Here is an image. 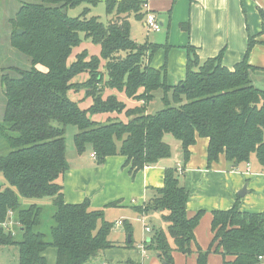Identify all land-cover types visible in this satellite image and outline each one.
I'll return each instance as SVG.
<instances>
[{
    "label": "trees",
    "instance_id": "obj_1",
    "mask_svg": "<svg viewBox=\"0 0 264 264\" xmlns=\"http://www.w3.org/2000/svg\"><path fill=\"white\" fill-rule=\"evenodd\" d=\"M99 1L25 0L10 19L9 45L30 62L28 69L10 67L16 76L1 75L5 103L0 122V174L8 186L0 187V246L17 247V264H47L43 253L48 247L56 249L55 264H84L114 247L108 238L113 223L105 219L104 209H91L88 199L75 204L63 199L62 179L69 168L64 133L69 124L77 128L73 135L77 153L90 148L97 164L108 156L121 155L122 166L132 176L171 156L166 134L180 143L182 167L189 159L190 146L197 137H204L208 139V167L223 154L232 165L255 156L264 169V90L249 78L253 37H248L245 53L232 69L223 65L222 50L200 61L188 44L185 76L169 85L166 61L155 68L151 59L158 49L166 53L170 46L139 43L130 36L129 17L144 18L143 1L103 0L106 14L113 15L107 24L96 17L86 18L89 7ZM80 4L88 7L80 16L69 17L67 9ZM259 15L264 31V12L259 10ZM180 26L189 30L188 23ZM18 29L22 32L17 33ZM81 34L99 45V55L82 50L68 64L73 49L83 40ZM82 73L87 74L84 81H73ZM81 89L92 101L83 109L67 96L69 90ZM106 89L142 103L127 108L116 95L104 96ZM157 89L163 92L165 107L149 114L146 107ZM103 113H123L127 120L91 118ZM179 174L177 167H166L162 186L136 207L142 214L161 212L166 223L165 230L151 228L143 247L155 251L165 264H173V251L190 254L193 243L195 264H207L211 252L221 255L222 264H258V256L264 255V212L240 211L237 202L229 209L212 211V238L202 249L195 243L194 229L203 211L187 216L189 193L180 185ZM19 196L52 197L49 240L37 230L42 208L36 204L22 208ZM9 212L19 226V240L3 226ZM127 264L142 263L128 260Z\"/></svg>",
    "mask_w": 264,
    "mask_h": 264
},
{
    "label": "crops",
    "instance_id": "obj_2",
    "mask_svg": "<svg viewBox=\"0 0 264 264\" xmlns=\"http://www.w3.org/2000/svg\"><path fill=\"white\" fill-rule=\"evenodd\" d=\"M142 1L147 5L146 8H142V11L153 12L161 29L159 32H147L144 18L131 21V16L129 17L130 36L139 43L145 36V41L157 44L167 43L170 46L166 53L163 48L158 49L151 59V66L155 68L162 66L166 61V80L169 85L177 84L185 76L187 59L185 47L188 44L195 49L200 61L213 57L222 50L223 65L232 69L242 59L248 37L252 36L255 44L248 57V62L253 67L249 70V78L256 88L264 90V31L259 15V10L264 12V0ZM181 23H188L189 30L183 29L180 26ZM109 94L116 95L127 108H133L142 103V101L127 98L124 93L113 89L104 91V96ZM91 102L89 99L86 107ZM115 115V113H103L91 118L98 122H103L108 117L127 120L124 114L121 118ZM207 144V138L197 137L195 143L189 148V159L183 167L180 152L175 156L171 154L169 158L161 159L154 165L144 167L134 176L128 172V167L122 166L124 157L121 155L108 156L103 163L97 164L91 157L90 148L83 153L75 151L76 155H66L69 168L62 179L63 199L69 204L88 199L91 209H104V217L117 212L120 218L115 216L116 219L113 220L117 230L121 228L125 218L138 219L141 223L143 219L150 226V220H156L157 215L161 218L162 213L152 211L149 212V215H152L150 217L145 213L137 212L136 207L143 205L151 197L154 188L162 186L163 171L166 167H177L181 177L179 183L189 193L186 203L187 216H192L198 210L205 211L194 229V236L195 242L202 249H206L212 238L210 227L212 211L229 209L237 202L240 211L264 212V169L260 167L255 156H252L254 158L251 159V157L247 163L232 165L226 162L224 155L221 154L217 161L212 162L208 167ZM112 202H117L116 206H107ZM10 217L15 223L12 226L14 228L17 223L12 213ZM121 220H123L122 224L116 225ZM150 228L153 227L150 226ZM116 233H110L109 236L119 241L124 239V242H130L128 238H123L121 231H119L120 237ZM150 233L145 232L142 225L143 236L137 248L143 240L148 239ZM48 253H50V259ZM43 254L47 264H55V248L48 247ZM137 255L131 258L122 247L115 246L100 251L84 264H111L108 261L111 259L118 260V264L126 263L128 260L145 263L143 258L146 255L139 250ZM172 256L173 264H195V245L192 244L190 254L172 252ZM148 264L158 263L155 259H151ZM207 264H222L221 255L209 253Z\"/></svg>",
    "mask_w": 264,
    "mask_h": 264
},
{
    "label": "rangeland",
    "instance_id": "obj_3",
    "mask_svg": "<svg viewBox=\"0 0 264 264\" xmlns=\"http://www.w3.org/2000/svg\"><path fill=\"white\" fill-rule=\"evenodd\" d=\"M25 0H0V122L2 120V114H3V109H4V103H5V98H4V87L1 83V75L3 73H8L10 76H16L15 72L10 70V67H16L20 69H28L30 67V62L27 56L17 52L16 50L12 49L9 46V36L11 33V22L10 19L13 18L16 10L18 7L21 5L22 2ZM88 7L86 4H80L76 7L73 8H68L67 9V15L69 17H77L80 16L83 8ZM90 10L86 14V18H91V17H96L100 22L103 24H107L109 20L112 18L113 15L111 14H106L105 11V4L103 1H99L96 5L90 6ZM137 20V19H136ZM135 18L132 16L131 21H136ZM139 20V19H138ZM146 30V29H145ZM154 35V34H152ZM83 34H81V38L83 39L82 42L73 49L72 54L68 58V64L73 62L75 60V55L82 50H86L89 55H99V45L94 44L90 42L89 40H85L83 38ZM152 37V36H151ZM150 37V38H151ZM146 38L144 36V39L142 40L145 42ZM142 41H140L142 43ZM102 69V68H101ZM103 70V69H102ZM87 78L86 73H82L77 75L75 78H73V81L75 82H82ZM152 100L148 103L146 107V112L149 114H154L157 111L163 109L165 105L162 102V96L163 92L161 89L154 90L152 92ZM67 96L70 100L75 101L80 108H85L87 106V102L90 98H85L84 97V90H78V91H73L69 90L67 92ZM91 100V99H90ZM87 108V107H86ZM116 114V113H115ZM97 115V114H96ZM94 116V115H93ZM117 116V114L115 115ZM120 118L123 116V113L118 115ZM102 117V116H101ZM96 119V118H95ZM101 119V118H100ZM104 122V121H103ZM77 132L76 126L69 124L65 127V146H66V155L71 156V155H76L75 152V147H74V142H73V135ZM165 141L170 144L172 147L171 154L176 155L177 153L180 154L181 152V146L180 143L177 142L170 134L165 135ZM182 155V153H181ZM252 157L251 159H253ZM179 180H181V177H179ZM8 186L7 182L3 178L2 174H0V187ZM20 198V203L22 208H26L31 204H36L42 208V214H41V224L37 228L38 231L44 233L46 235V239H50V227L53 224L52 221V213H53V205H52V197H42V198H25L21 197ZM203 214L205 213L204 210ZM197 212V211H196ZM114 215H106L105 219L109 222L113 223V220L117 218L119 215L117 212H114ZM158 213V212H157ZM147 216L150 214L149 212L146 213ZM116 216V217H115ZM152 217V215H149ZM202 218V217H201ZM9 226L7 227L10 229L14 235L15 239L19 240L21 236V232L19 229V226H12L15 224L12 220L11 217L8 218ZM141 221H144L143 219ZM123 220H121L122 224ZM145 225V221L143 222ZM150 226L153 227L154 229L157 228H162L163 230L166 229V223L160 218V216L157 215L156 220H150L149 222ZM116 225H119V223H116ZM127 226L129 227V232L127 230ZM147 226L150 228V226L147 224ZM120 229H115V225L113 223V227L110 231L112 234H119V231L122 232L123 238H128L129 241H131V246H126L125 240L122 239V241H119L115 237H112L111 235L109 236V240L113 243L114 247H122L123 250L126 251V253L131 257L135 258L138 253V250L143 253V255H146L145 258H143V261L145 263L143 264H148L150 263L151 259H155L158 264H165L162 260H160L157 257V253L153 250H147L143 249L141 251L140 245H137L140 243L142 239V223L139 222L138 219H132L130 220L129 218L124 219V223L122 226H120ZM123 228V229H122ZM151 232V228L150 231ZM126 233V234H125ZM131 234V235H130ZM152 233L148 234L149 236ZM120 237V234L118 235ZM148 236V237H149ZM170 244L172 245L171 240H169ZM196 243V242H195ZM194 244V243H193ZM195 245V244H194ZM176 252V251H173ZM146 253V254H145ZM173 257V256H172ZM48 258L50 259V253H48ZM148 258V259H147ZM111 264H118V260H108ZM134 261V260H133ZM0 264H17V247L14 245H5V246H0ZM121 264H127L126 263H121Z\"/></svg>",
    "mask_w": 264,
    "mask_h": 264
},
{
    "label": "built area",
    "instance_id": "obj_4",
    "mask_svg": "<svg viewBox=\"0 0 264 264\" xmlns=\"http://www.w3.org/2000/svg\"><path fill=\"white\" fill-rule=\"evenodd\" d=\"M146 4L143 3L142 8H146ZM144 25L145 28L147 30V32H159L161 29V26L159 24V22L156 19V16L153 12L151 11H145V16H144ZM91 157L94 159V153L91 154ZM11 216V212H9V217ZM9 222L8 219L3 223V226L8 227L9 226ZM117 223L121 224V221H118ZM142 225H143V229L145 232H149L150 228L145 225L142 221ZM141 250L144 249L143 244H141L140 246ZM258 264H264V255H259L258 256Z\"/></svg>",
    "mask_w": 264,
    "mask_h": 264
},
{
    "label": "water",
    "instance_id": "obj_5",
    "mask_svg": "<svg viewBox=\"0 0 264 264\" xmlns=\"http://www.w3.org/2000/svg\"><path fill=\"white\" fill-rule=\"evenodd\" d=\"M21 32H22L21 30H19V29L17 30V33H21ZM129 240H130V239H129V237H128V241H129Z\"/></svg>",
    "mask_w": 264,
    "mask_h": 264
}]
</instances>
